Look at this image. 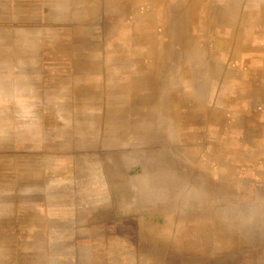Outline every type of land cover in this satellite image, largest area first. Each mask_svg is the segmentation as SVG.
I'll list each match as a JSON object with an SVG mask.
<instances>
[{
  "label": "crops",
  "instance_id": "crops-1",
  "mask_svg": "<svg viewBox=\"0 0 264 264\" xmlns=\"http://www.w3.org/2000/svg\"><path fill=\"white\" fill-rule=\"evenodd\" d=\"M0 264H264V0H0Z\"/></svg>",
  "mask_w": 264,
  "mask_h": 264
}]
</instances>
